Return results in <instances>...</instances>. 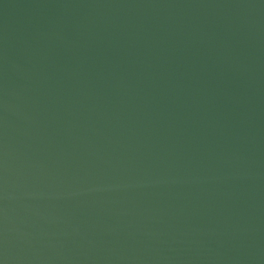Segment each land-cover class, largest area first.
<instances>
[{"label":"water","instance_id":"obj_1","mask_svg":"<svg viewBox=\"0 0 264 264\" xmlns=\"http://www.w3.org/2000/svg\"><path fill=\"white\" fill-rule=\"evenodd\" d=\"M0 264H264V0H0Z\"/></svg>","mask_w":264,"mask_h":264}]
</instances>
